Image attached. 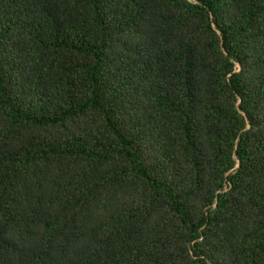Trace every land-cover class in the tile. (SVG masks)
Returning <instances> with one entry per match:
<instances>
[{
    "label": "trees",
    "instance_id": "16d2710c",
    "mask_svg": "<svg viewBox=\"0 0 264 264\" xmlns=\"http://www.w3.org/2000/svg\"><path fill=\"white\" fill-rule=\"evenodd\" d=\"M0 264H264V0H0Z\"/></svg>",
    "mask_w": 264,
    "mask_h": 264
}]
</instances>
